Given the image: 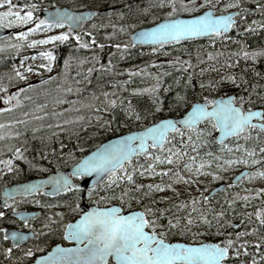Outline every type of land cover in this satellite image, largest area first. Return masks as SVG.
<instances>
[{"label": "snow or ice", "instance_id": "obj_1", "mask_svg": "<svg viewBox=\"0 0 264 264\" xmlns=\"http://www.w3.org/2000/svg\"><path fill=\"white\" fill-rule=\"evenodd\" d=\"M240 3L241 0H229V2L224 3H221L220 0H202L200 3L197 0H158V3L150 4L149 7L158 8L163 13L162 22L156 23L147 30L135 32L132 40H129L127 44H114L113 47L124 49L129 47L133 41H136L141 44L151 43L153 45L152 51L156 52V46L177 43L184 38L220 36L228 29L236 26L234 17H238L243 21L244 16L242 13L247 11L246 9H242L240 12L227 11L228 9L239 8ZM0 6L7 7L6 11H0V28H9L13 25H25L32 22L31 27L14 33L16 43L8 44L7 47L9 48L19 49L24 45L31 48L37 44L43 45L52 41L68 40L69 34L65 32L47 36L40 40H26L25 38L30 33L42 31L45 28L63 27V24L60 23L63 20H67L70 24L80 27L81 22L85 19L83 15L74 16L65 12L52 13L48 20H42L38 17L34 18L33 10L37 5L32 3L19 5L20 9H27L22 14L21 11L14 10L17 9V5L11 3L10 0H0ZM218 7L220 14L214 15V11ZM257 8L264 12V5L257 4ZM196 9L201 10L202 14L191 15ZM204 9L207 10L205 11ZM183 13L190 14V18H180ZM252 23L255 24L256 21ZM260 27L264 28V24H261ZM121 31H124V29H121ZM72 38L78 42L79 47L88 46L87 44H79V35H75ZM9 39H13V37L10 36ZM39 55L47 61V63L41 64L40 67L50 68L51 61L53 60L52 53L44 51L40 52ZM240 55L246 58L251 55L252 58H255L257 55H264V50L251 54L241 52ZM168 63L169 65L178 63L184 67L188 65V61H180L179 58L176 61H168ZM25 71H31V69L25 68ZM134 74L140 73H129V75ZM15 75L21 80L24 79L20 72H15ZM154 78L159 80V77ZM223 79L225 77H221V80ZM227 80L236 83L231 76H228ZM43 82L41 81V83ZM216 86V83L210 82L208 84V87L211 88H215ZM157 87H159V84L154 85L152 88L134 89L133 94L154 93ZM201 87H204V85H201ZM65 91L71 92V88L65 89ZM103 96L104 100L101 101L102 104L115 107L116 101L109 99L108 93H103ZM237 99L241 106H236ZM5 102L7 103V100ZM58 102L63 103L64 101ZM183 102V97L176 98L177 107ZM245 104L256 105L257 107H242ZM210 105L211 108H209ZM123 108L127 116L132 117L134 115L131 103L123 105ZM155 110L159 111L160 106L157 105ZM77 119L80 120L82 117H78ZM135 119L139 120L140 116L138 114L135 115ZM204 119L211 122V127L219 131L221 137L235 136L237 139H240L241 133H244L243 139L248 140L251 131H256L260 134L257 137L258 139L264 137V92L257 93L250 91L247 97L241 95L238 98L230 96L211 100L205 98L203 103L197 102L193 104L180 123L196 131L194 126ZM0 127L3 126L0 125ZM169 130L173 132L180 131L171 120H163L152 127L145 128L135 136H126L109 145L99 146L96 152L76 165L71 175L80 177L87 173H103L104 176L96 184L91 185L86 193L81 192L78 198L83 200L84 196L87 195L93 205L105 204L113 200L121 201V206L131 201H135L137 205H141V201L148 200L149 194L153 191L159 192L163 191L165 187L170 188V185L137 183L134 187L125 186L123 190H119L121 182L127 181L129 185L133 183V171H140L141 175L146 173L149 176L167 174L166 170L156 173L152 163L147 165V169L124 171L123 161L130 159L133 154L139 155L138 150H143L149 139L152 141L153 147L157 145L162 147ZM208 134L205 130L199 131V135L207 136ZM134 140H139V143L134 144ZM260 142L264 144V139H260ZM223 147L227 148L228 146L225 144ZM236 147L240 151H244L240 145H236ZM260 151L264 152V148H261ZM16 155L20 157L19 149H16ZM248 155H252L251 150L248 151ZM164 159L170 163L172 157L168 156ZM160 162H163L161 157L156 156L154 163ZM248 162L247 158L239 161L232 159L224 161L225 164L229 165L233 163H244L247 165ZM3 163L10 165L11 161H3ZM251 163L255 164L256 161L252 160ZM185 167L188 168L189 165L185 164ZM199 167L200 165H197V171ZM8 170L11 171V168ZM259 174L264 176V173ZM213 178L215 179L216 177L214 176ZM243 178H247V173L244 174ZM44 183V181H40L38 185L26 186V190H35ZM49 183L53 184V187L49 190V194L56 191L69 192L70 190H77V185L70 184L67 178H57L54 182L53 178H49ZM73 195H76V191H73ZM237 198L245 201L248 199L247 197ZM164 200H167V197H164ZM204 202H208V197H204ZM149 203L155 204L157 201L151 199ZM232 203L233 201H228L229 205ZM184 207L183 203L179 204V208ZM70 210L75 211V209ZM0 215H3V213H0ZM55 215L60 216V213H56ZM222 215L223 213L221 212L214 213V216L217 218V230L223 227V225L219 224V218ZM246 215L251 216L253 214ZM254 216L256 222L261 227H264V209L257 208ZM196 220L201 225L207 224L208 228H212L213 226L212 222L205 219L204 215L196 217ZM52 223L55 222L49 217L43 227L48 228ZM194 223L195 221L191 215L184 217L176 216L170 209L166 208L142 206L139 210L123 214L122 207H91L89 211L80 215L74 224L63 225L64 238L75 240L77 245L83 243V247L61 248L57 246L46 256L39 257L35 261V264H229L230 256L239 259L242 255H247L246 250L249 249L250 243L247 240L240 239L246 235L244 231L236 233V240L229 238L224 240L222 244H188L166 241V234H171L174 231H180L182 234L188 233ZM225 223L229 224L230 222L226 221ZM25 227H30L27 221H25ZM146 229L152 230L148 231ZM254 231V229H249V232ZM0 233L4 234V240L7 241L9 238L13 240V247H17V241H24L27 238L22 233L15 231L8 233L3 228H0ZM193 235H198V233H194ZM237 240L239 243L236 242ZM261 244H264V236L260 237V243L256 244L255 247L259 249ZM10 252V249H4L6 257L10 255ZM22 256L32 257L33 251L31 249L24 251L22 252ZM261 258L264 259V257ZM255 259L254 257V259L248 260L247 264H255Z\"/></svg>", "mask_w": 264, "mask_h": 264}, {"label": "trees", "instance_id": "obj_2", "mask_svg": "<svg viewBox=\"0 0 264 264\" xmlns=\"http://www.w3.org/2000/svg\"><path fill=\"white\" fill-rule=\"evenodd\" d=\"M16 3L20 5L23 4V1L18 0ZM257 4L264 5V0H245L242 7L247 11H244L243 21L238 22L231 32L226 35L209 36L164 45L166 48L180 46L181 51H178V53L176 51V57L180 61H188V65L184 67L178 63L174 64L180 67V70L172 73L169 72L165 75L163 81L161 80L159 87L155 89L154 93L131 95L128 92L130 90L129 86L126 88V93L122 92L120 88H117L118 94L122 98H128L123 105L131 103L134 109V115L132 117L125 114L122 105L117 111H113V114L109 115L106 121L101 123L95 121V117L93 116L95 114H91L89 117L78 116L82 117V119L78 120L75 118L70 122L65 121L63 116L55 120L53 118L42 119L37 121V123H32L30 118H26L9 126L11 139L16 146L21 148V160H24L20 163L15 162L16 160L14 161V171L12 172L14 175L13 182H19L33 177L34 174L38 173L36 169L39 167L45 166L46 170L48 169L50 171H54V168L57 167H69L101 142L132 130L142 129L165 117H179L191 104L198 101L204 102L205 98L211 100L227 95H233L238 98L241 95L247 97L250 91L257 93L264 92V55H257L255 58H252L251 55L247 58L240 55L241 52L251 54L264 50V28L260 27L261 24H264V12L257 8ZM121 8L123 9L124 17L128 18L132 23L142 26L148 23L143 11L137 10L136 0L126 1L121 5ZM160 14L163 13H157L158 19L163 18V16H159ZM253 21H256V23L253 24ZM68 45H58L53 49L56 73L60 70L61 61L66 55ZM152 48L135 46L133 49L126 51V59L120 65L126 66L130 64L147 67L148 63L154 58ZM0 56V64H2L6 57L4 55ZM109 57L110 59L113 58L112 55H109ZM6 63L13 64L14 62L10 58H7ZM114 64L115 62L113 61L110 70L102 72L100 77H98L97 70L93 69L94 74L91 76L89 82L97 87L108 88L110 80L121 81L124 76L122 73L126 72H123L121 68H119L120 71L118 72ZM7 74L6 72H0V85L9 79ZM228 76H231L236 83L228 81ZM221 77H225V79L221 80ZM210 82L216 83L217 86L215 88L208 87ZM201 85H204V87H201ZM86 88L90 89L91 87L87 86ZM41 90L40 88L38 91ZM48 94L35 93L29 98L22 97L23 108L20 112L45 108L49 102ZM177 97L184 98V102L178 107L176 106ZM157 105L160 106L159 111L155 110ZM236 105L241 106L239 105L238 99ZM242 107L255 108L257 106L245 104ZM137 114L140 116L139 120L135 119V115ZM86 119L88 120L86 121ZM101 125L103 126L101 127ZM201 125L207 127L204 129L209 133L207 136L199 135L198 128L196 131L180 130L181 133L188 135L197 133L188 142L177 137L174 138L172 143L167 140L162 149L176 147L179 150L178 161L175 165L169 164L164 159L168 155L163 154L161 152L162 149H150L147 154L138 156L126 164L124 169L126 171L147 169V165L152 163L156 173H161L162 170H166L169 174L170 172L179 174L188 170L196 174L197 165H200L198 170L200 179L203 178L204 181L210 179L213 182L215 180L212 178L214 173L218 170V167H222L221 161L217 159V154H219V149L223 148V145L215 144V128L211 127L210 123L205 122ZM257 135L260 136V134ZM242 136H244V133L241 134ZM262 138L264 139V137H260L259 140ZM252 145L255 144L252 143ZM241 147L244 149L243 152L238 148L233 149L235 157L238 160H243L245 154L248 152L247 146ZM261 148H264V144L262 143L259 149ZM156 156H160L163 162L154 163ZM185 164L189 165V167L186 168ZM243 165V167H246L245 164ZM147 176L149 175L146 173L141 175L140 171H133V183L129 185L127 181H123L119 185V190H123L125 186L134 187L137 183L144 184L143 181L141 183L140 179ZM150 177L151 180L156 178L160 184L165 179L166 174L151 175ZM222 179L225 178L219 175L217 181L219 182ZM159 192L156 194L154 191L150 193L149 199L141 201V205H137L135 201L125 203L123 206H121V201L119 200H113L109 203L116 204L125 211L140 209L142 206L166 208L170 209L174 215H180V203L184 201H187V205L189 203V200H185L184 196L164 200L159 195L157 196ZM151 199H155L157 203L150 204L149 200ZM217 199L218 196L207 202L209 210L205 214V219L212 222V228H208L207 224L201 225L199 221H195L188 233L182 234L180 231H174L167 235L170 238L179 240L216 242L222 244L224 240L229 238L236 240V233L244 231L246 235L240 239L247 240L250 243L249 249L246 250L247 255H242L239 259L230 256L229 259L245 261L247 263L248 260H252L255 257V264H264V259L261 258L264 257V244H261L259 249L255 247L256 244L260 243V237L264 236V227H261L256 222L254 216L257 208H264V198L261 199L260 196L255 195L251 201H234L235 203L231 205L228 204L226 199L219 203L215 201ZM173 205L175 206L173 207ZM215 212L223 213L219 218V224L223 225V227L219 230L216 227L217 218L214 216ZM246 214L253 215L249 216ZM226 221L230 223L226 224ZM250 228L255 231L249 232ZM194 233H198V235L194 236ZM236 242L239 243L238 240Z\"/></svg>", "mask_w": 264, "mask_h": 264}, {"label": "rangeland", "instance_id": "obj_3", "mask_svg": "<svg viewBox=\"0 0 264 264\" xmlns=\"http://www.w3.org/2000/svg\"><path fill=\"white\" fill-rule=\"evenodd\" d=\"M18 0H10L11 3L16 4ZM23 4L32 3L36 4L37 7L33 10L34 18L38 17V11L40 9H50L55 6L66 7L72 11L85 10V9H102L108 8V12L98 16L88 25H86L78 34L80 37L79 44H87V47H79L78 42L72 37V34L67 27H52L45 28L42 31L30 33L26 40H40L47 36L58 35L61 32L69 34L68 40L65 41H52L48 44H37L29 48L26 45L16 48L7 47L8 44L16 43L14 38V33L16 31L26 30L28 27L32 26V22L25 25H13L9 28H4L10 31V35L0 41V55H4L6 58L2 64H0V72H6L9 79L0 85V192L2 188L6 185L13 183V167L15 162H22L21 160V148L16 146L14 141L11 139V130L9 126L16 122L22 121L26 118H30L32 123H37V121L52 119L55 120L58 117L63 116L64 120L67 122L73 121L78 116H90L91 114L95 117V121L103 122L108 119L109 115L113 114V111H117L122 105L127 101L128 98H122L118 94L117 88H120L122 92H127L126 88L129 86V94H133L134 89H144L152 88L154 85L160 84L163 81L165 73H172L174 71L180 70V67L169 65L168 61H176V51H181L180 46H170L157 47V51L153 52L154 58L148 63L147 67L143 65H120L126 59V51L134 48L131 44L129 47L120 49L113 47L114 44H127L130 39V35L133 31L148 27L156 22L162 20L158 19L157 13L161 12L158 8L149 7L150 4L158 3V0H136L137 10L143 11L147 18L148 23L145 26L132 23L128 18L124 17L123 9L121 5L126 1L133 0H22ZM198 3L202 0H197ZM242 5V3H240ZM140 8V9H139ZM240 8V7H239ZM239 8L237 10H239ZM112 9V10H111ZM6 6H0V11H6ZM21 11H26L27 9H20L17 5V9ZM205 10V9H204ZM201 10L196 9L191 15H194ZM162 13V12H161ZM159 16H163L160 14ZM181 16H190L188 13H183ZM115 25V27H113ZM124 29V31H121ZM13 39H9V37ZM62 44H69L67 46V51L64 59L61 61V67L58 73L55 72L54 68V54L53 49ZM176 44V43H174ZM165 47V48H164ZM50 52L52 53L53 60L51 61L50 68H41V64L47 63L43 57L39 55L40 52ZM109 55L113 58L110 59ZM35 57V58H33ZM7 58H10L13 64L6 63ZM16 58V59H15ZM95 58V59H94ZM104 59V60H103ZM67 60V63H66ZM113 61L114 66L119 72L121 68L124 76L121 81H109L108 88L97 87L93 83L89 82L91 76L94 74L93 69L97 70L98 77L102 72L108 71L111 68ZM105 63V64H104ZM25 68L31 69V71H25ZM151 68V69H148ZM127 69V71H125ZM91 70V71H90ZM15 72H20L24 77L21 80L15 75ZM117 72V73H118ZM140 74L129 75V73ZM41 77H46L43 83H38L37 80ZM154 77H159V80ZM144 85V86H142ZM91 87L87 89L86 87ZM133 86V87H132ZM142 86V87H141ZM141 87V88H140ZM41 91H38L39 89ZM71 88V92L65 91V89ZM158 88V87H157ZM35 93L48 94L49 102L45 108L20 112L23 108L22 97L29 98ZM103 93L109 94V99L115 100V107L106 106L102 104L101 101L104 100ZM150 93V92H149ZM128 95V94H127ZM95 97V99H93ZM7 100V103L5 102ZM58 101H64L60 103ZM56 113V114H48ZM88 119H86L87 121ZM44 123V122H43ZM210 123L211 122H207ZM41 124V123H38ZM199 131L204 130L207 127L201 125L198 127ZM197 128V129H198ZM258 133L256 131H251L250 138L244 140L243 136L240 139L237 137L231 139L229 142L225 143L228 147L219 149V160L222 167H218L214 176L215 180L200 179L198 176L199 171L196 174L193 171L185 170L182 173H167L165 179L160 183L162 185H170L171 187H165L163 191H160L159 197H167L175 199L177 196H184V208H181L179 213L180 217L186 215H191L196 220V217L204 215L209 210V205L205 203L204 197L206 196L208 190H210L218 181L219 175L223 178L233 176L234 173L239 171L243 167L244 163H233L225 164L224 161L228 159L238 160L233 152L236 145L243 147H248V151L251 150L252 155L249 156L248 152L245 154L244 159H248V164L246 167L251 168L253 172L247 177L240 189L234 192V195L229 196H219L217 200L218 203L226 199L227 201H245L243 199H238L237 197H247L246 201H251L254 199V195L260 196L261 199L264 198V176L259 173H264V154L260 151L259 147L261 145L260 140L257 138ZM197 133L188 135L186 133L175 132L171 137L168 138V142L172 143L174 138H181L183 140H191L192 136H196ZM6 137V138H5ZM263 139V138H262ZM254 143L255 145H252ZM223 144V146L225 145ZM163 148V147H162ZM160 148V149H162ZM16 149L20 150V157L16 155ZM231 149V151H229ZM163 154H167L172 157L169 164L175 165L178 161L179 150L176 147H166L161 150ZM16 160V161H15ZM255 160L256 163H251ZM3 161H11V164H5ZM15 161V162H14ZM239 161V160H238ZM11 168V171L8 169ZM62 169L60 167L54 168ZM38 173L34 174L33 177L39 176L41 173L52 172L46 170L44 167H39L36 169ZM126 171V169H123ZM156 172V170H155ZM202 173V172H201ZM255 174V175H254ZM213 176V177H214ZM212 177V178H213ZM144 184L154 183L159 184L156 178L151 180L150 176L140 179ZM217 181V182H216ZM216 182V183H215ZM206 185V186H205ZM154 193H158L154 191ZM202 197V198H201ZM5 224L4 220L0 219V225ZM5 229L4 227H1ZM0 238H3V233H0ZM1 240V239H0ZM4 252V247L2 248Z\"/></svg>", "mask_w": 264, "mask_h": 264}, {"label": "flooded vegetation", "instance_id": "obj_4", "mask_svg": "<svg viewBox=\"0 0 264 264\" xmlns=\"http://www.w3.org/2000/svg\"><path fill=\"white\" fill-rule=\"evenodd\" d=\"M244 1L245 0H241V3L243 4ZM220 2L221 3L229 2V0H220ZM237 9L238 8L228 9L227 11L240 12L243 9L242 5L240 4L239 10ZM219 14L220 11L218 7L214 11V15H219ZM242 14L244 16V12ZM240 21L241 20L238 17H236L235 25L238 22L240 23ZM41 78H42L41 80H37L38 83H41V81L46 80V77H41ZM242 169L250 170L247 177H249V175L253 172V170L248 167H241L240 170ZM49 173L47 174L41 173L37 177H45ZM236 173H234L233 176ZM233 176L231 175L225 179L220 180L217 183V184H225V187L222 191L218 192L213 198L217 196L218 197L229 196V195L233 196L234 192L240 189V186L242 185V183L246 178H243L242 181L239 182L238 184L232 185L230 183V180L232 179ZM82 180L83 178H74L72 179V182L80 183ZM45 189L39 190L32 195L18 196L9 199L8 201L5 202V204L2 207H0V213H3V215H0V219L4 220L5 222V224L0 225L1 227H4L5 230L14 229L21 233L30 234V237L26 241L17 245V247H13V244L10 240L6 241L3 238H0L1 239L0 264H34L39 257L46 256L48 252H50L52 248L55 246L56 247L59 246L61 248H73L77 246L83 247V243L77 245V242L75 240H67L64 238L63 225L69 223L74 224L76 220L79 219L80 215H83V213L87 211L88 207H96V206L108 207L111 205V203L109 202L100 205H93L91 204L87 195L84 196L83 200L79 199L78 198L79 194L81 192L86 193L88 190L80 187H77V190H70L69 192H64L62 194H58L55 196L46 194L44 192ZM73 191H76L75 196L73 195ZM0 199H1V192H0ZM70 209H75V211H72ZM21 213L28 214V216L24 215L26 217H18L16 215ZM56 213H60V216H56L55 215ZM122 213L127 214L128 212H125V210L122 209ZM49 217L55 223H52L49 225L48 228H45L43 227V225L47 223V218ZM25 221H27V224L30 225V227H25ZM146 230L151 231L152 229H146ZM165 239L167 242H172V243L173 242H181L188 244L202 243V242H192L189 240H179V239L170 238L167 234L165 236ZM3 247L4 249L7 248L11 250L9 256L6 257L4 255V252L2 250ZM29 249L33 251V256L23 257L22 252L28 251ZM238 262H245V261H235L229 259V263H238Z\"/></svg>", "mask_w": 264, "mask_h": 264}, {"label": "water", "instance_id": "obj_5", "mask_svg": "<svg viewBox=\"0 0 264 264\" xmlns=\"http://www.w3.org/2000/svg\"><path fill=\"white\" fill-rule=\"evenodd\" d=\"M206 10L207 9H205V11ZM55 12H65V13H69V14L74 15V16L83 15L85 17V19L81 22L80 27H76L74 24H70V22H68L67 20L60 21V23H62L63 25L67 26L68 30L71 33L77 34L83 29L84 26H86L88 23H90L94 18H96L97 16H99L101 14L106 13L107 9L106 8H102V9H85V10L72 11V10L66 8V7L55 6V7L50 8V9H40L38 11V15H39V17L42 20H48V19H50V14L55 13ZM199 14H202V12H200ZM180 18H190V16H186V17L185 16H180ZM233 19L236 22V17H234ZM162 20H160L158 22H162ZM158 22H156V23H158ZM155 24H153L151 26H148V27H142V28H139V29L133 31L131 33V35H130V39L132 40L135 32L140 31V30H147L148 28L153 27ZM230 30H231V28L228 29L226 32L222 33L221 35L229 33ZM9 34H10L9 30L4 29V28H0V40L8 37ZM206 37H209V36H196V37H191V38H184L181 41L192 40V39H200V38H206ZM181 41H179V42H181ZM132 45L133 46H153L151 43L141 44V43L136 42V41H133ZM227 96L234 97L233 95H227ZM224 97H226V96H224ZM224 97H222V98H224ZM215 99H221V98H215ZM196 103L197 102H194L193 104H196ZM199 103H203V102H199ZM193 104H191V106ZM191 106L179 117H165V118L157 120L156 122H154L152 124L147 125L146 127L142 128V129L132 130V131L123 133L121 135L111 137V138L101 142L94 149H92L91 151H89L88 153L83 155L75 164H73L69 168L62 169V170L61 169H57L54 172L49 173L45 177L31 178V179H28V180H25V181H22V182L12 183V184L4 186L2 188V190H1L0 207H2L5 204V202L8 201L9 199H12V198H15V197H18V196L32 195L35 192H37L39 190H42V189H45V188L46 189L44 190V192L46 194H48V195L55 196V195L64 193V191H56V192H52L51 194H49V190L53 187V184L49 183V178H53V182L57 178H67L70 184H75V185H77V187H80V188H83V189H88L91 185L96 184V182L98 180L102 179L104 174L103 173H101V174L87 173V174H85L83 176L77 177L75 175H71V173H73V171H74V169H75L77 164H79L82 160H84L85 158L91 156L94 152H96L99 146L109 145V144L113 143L114 141H117V140H119V139H121L123 137H126V136H135V135L139 134L140 132H142L145 128L152 127L155 124H158V123H160L163 120H171L173 122V124L178 129H191V130H193L192 128L186 127V126H184L183 124L180 123V121L183 119L184 115H186V113L191 109ZM209 108H211V106H209ZM206 121H209V120L204 119V120L200 121L198 124H196L194 126L195 129L200 124H202L203 122H206ZM172 133H174V132L169 130L168 133H167V138ZM233 137L234 136L221 137L220 132L216 130V135H215V138H214V142H215V144L220 145V144L226 142L227 140H229V139H231ZM167 138H166V141H167ZM166 141L164 142V144L166 143ZM133 143L137 144V143H139V140H134ZM149 148H161V146L157 145V146L153 147L152 146V141L149 139L148 142H147L146 147L143 150H138L139 153H140L139 155H135V154L131 155L130 159L123 161V164L125 165L126 163L130 162L131 160H133L137 156L144 155L145 153L148 152ZM249 171H250L249 169L240 170L239 172H237L232 177V179L230 180V183L232 185L238 184L239 182L242 181L245 173H247V175L249 174ZM74 178H83V180L80 183H73L72 179H74ZM40 181H44L45 183L42 186H38L35 190H26V186L38 185V182H40ZM61 183H62V180H61ZM224 187H225V184H219V185L213 187L209 191V193L207 194L208 199L213 197L218 192L222 191L224 189ZM110 206L119 207L117 205H110ZM90 208L91 207H88L87 211H89ZM131 211H133V210H131ZM16 215L18 217H26L24 215L28 216V214H23V213L16 214ZM6 231L8 233H11L13 231L18 232V231L14 230V229H8ZM18 233H21V232H18ZM22 234H24L27 237L24 241H26L30 237V234H27V233H22ZM8 240H10L12 242V244H13V240L11 238H9ZM24 241H17L16 243H17V245H19V244H21ZM173 243H176V242H173ZM179 243H181V242H179ZM210 243H215V242H210ZM55 247H53L52 250ZM229 264H245V263L244 262H238V263H229Z\"/></svg>", "mask_w": 264, "mask_h": 264}]
</instances>
